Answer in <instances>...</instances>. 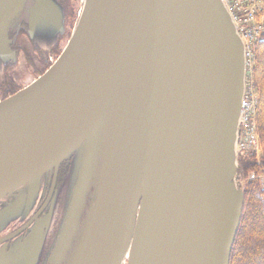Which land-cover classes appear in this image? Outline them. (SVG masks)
I'll list each match as a JSON object with an SVG mask.
<instances>
[{
    "label": "water",
    "instance_id": "1",
    "mask_svg": "<svg viewBox=\"0 0 264 264\" xmlns=\"http://www.w3.org/2000/svg\"><path fill=\"white\" fill-rule=\"evenodd\" d=\"M25 2L0 0V28ZM65 29L59 0H36L35 43L52 48ZM245 77L223 0H83L56 62L0 102V219L29 216L71 160L66 264H231ZM31 254L25 244L0 264Z\"/></svg>",
    "mask_w": 264,
    "mask_h": 264
},
{
    "label": "flooded vegetation",
    "instance_id": "2",
    "mask_svg": "<svg viewBox=\"0 0 264 264\" xmlns=\"http://www.w3.org/2000/svg\"><path fill=\"white\" fill-rule=\"evenodd\" d=\"M82 1L59 0L65 11L66 29L52 48L37 45L30 33L31 9L36 5V0H26L20 15L8 28H0L5 48L2 52L0 49V102L29 86L56 62L73 33ZM64 39H67L66 44ZM71 166V160H66L58 171L49 174L37 205L29 216L10 222L0 219V253L13 254L16 249L28 244L33 254L27 262L18 264L67 263L69 253L65 257L58 254V245L65 231L63 213ZM40 227L41 244L34 246L30 241L35 229Z\"/></svg>",
    "mask_w": 264,
    "mask_h": 264
},
{
    "label": "built area",
    "instance_id": "3",
    "mask_svg": "<svg viewBox=\"0 0 264 264\" xmlns=\"http://www.w3.org/2000/svg\"><path fill=\"white\" fill-rule=\"evenodd\" d=\"M245 45L246 78L242 100L237 152L239 162L255 157L262 165L264 151L258 124L259 97L255 78L257 45L264 38V0H223ZM242 165V164H241ZM241 169V180L261 178L264 186V168L261 174L248 178Z\"/></svg>",
    "mask_w": 264,
    "mask_h": 264
},
{
    "label": "trees",
    "instance_id": "4",
    "mask_svg": "<svg viewBox=\"0 0 264 264\" xmlns=\"http://www.w3.org/2000/svg\"><path fill=\"white\" fill-rule=\"evenodd\" d=\"M259 97L258 124L264 151V38L257 45L254 66ZM243 174L248 177L264 168L255 157L242 159ZM231 264H264V186L260 178L249 179L245 185V206L234 244Z\"/></svg>",
    "mask_w": 264,
    "mask_h": 264
},
{
    "label": "rangeland",
    "instance_id": "5",
    "mask_svg": "<svg viewBox=\"0 0 264 264\" xmlns=\"http://www.w3.org/2000/svg\"><path fill=\"white\" fill-rule=\"evenodd\" d=\"M66 43H67V39H64V44H66ZM239 178H240V181L242 182L243 187H245V185H246L247 182H246V181L243 182V181L241 180V177H240V176H239ZM260 179H261V178H260ZM261 181H262V179H261ZM262 184H263V183H262Z\"/></svg>",
    "mask_w": 264,
    "mask_h": 264
}]
</instances>
